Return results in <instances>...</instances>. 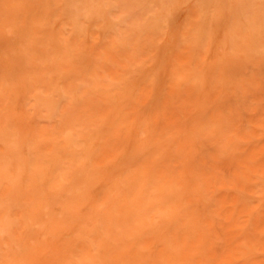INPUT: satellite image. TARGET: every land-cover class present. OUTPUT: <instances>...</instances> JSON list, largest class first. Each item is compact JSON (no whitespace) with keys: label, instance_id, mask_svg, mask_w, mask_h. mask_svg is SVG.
I'll list each match as a JSON object with an SVG mask.
<instances>
[{"label":"rangeland","instance_id":"374dc122","mask_svg":"<svg viewBox=\"0 0 264 264\" xmlns=\"http://www.w3.org/2000/svg\"><path fill=\"white\" fill-rule=\"evenodd\" d=\"M0 264H264V0H0Z\"/></svg>","mask_w":264,"mask_h":264}]
</instances>
